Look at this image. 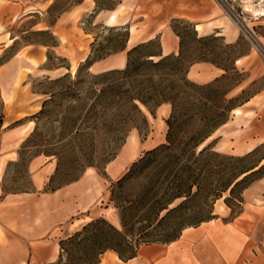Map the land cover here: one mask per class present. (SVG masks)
Here are the masks:
<instances>
[{
	"label": "rangeland",
	"instance_id": "374dc122",
	"mask_svg": "<svg viewBox=\"0 0 264 264\" xmlns=\"http://www.w3.org/2000/svg\"><path fill=\"white\" fill-rule=\"evenodd\" d=\"M244 1L247 0H214L219 15L212 20L213 25L225 30V36L214 29L204 35L186 20H173L172 26L184 43L182 50L173 55L180 61L177 68L205 62L217 68L219 75L203 83L192 81L189 71L173 78H185L199 87L213 86L188 89L181 102L189 104V109L181 106L177 113L187 123L179 129L172 148L152 155L148 152L168 144L167 120L172 115V106L171 111L161 109L152 115L140 104L145 119L131 112L125 103L111 104L113 107L106 112L102 104L92 110L91 90L101 87L94 86L93 79L103 73L91 72L86 62L122 51L129 35L126 27L97 26L92 31L95 39L92 52L83 63L74 58L70 63L60 56L56 41L58 37L68 39L69 34H82L78 28L83 25L86 31L92 29L88 21L94 16L82 17L74 8L83 0H52L44 16L31 21L18 20L16 13L15 21H10L5 29L0 28V67L17 55L9 67L0 68L1 74L13 77L7 88L2 84L0 87V162H5L2 181L4 192L13 195L0 204V231L6 229L38 240L46 238L59 245L66 241V251H60L63 258L55 264H88L103 248L106 227L99 231L97 239L87 232L76 242L67 240L93 220L105 219L117 229L128 231L138 255L141 247L172 243L169 240L180 231L182 235L184 230L211 219L215 213L226 215V220L242 213L264 219V164L248 173L233 192H222L264 159V144L246 155L236 152L237 142L250 136L244 126L246 118L236 122L237 109L254 99L250 106L242 108L243 112L254 111L256 118L264 110V17L253 12L261 9L253 7L261 2L252 0L253 10L247 11ZM101 4L110 6L107 0H101ZM123 6L127 9L122 14L127 17L130 7ZM232 12L246 23L240 24ZM37 23L41 25L34 27ZM58 25H62L61 32ZM234 33L237 36L231 40L229 36ZM64 42L67 46L62 48L72 49L68 40ZM75 43L79 52L88 51L80 41ZM159 51L158 41L140 47L132 55L133 67ZM37 52L46 55V63L32 59ZM173 66L174 60L158 69L141 67L138 78L141 81L153 78L161 83L162 74L171 73ZM58 68L62 69L53 73L52 78L45 75L44 70ZM117 78L119 75L113 74L109 79ZM169 84L165 81L162 87ZM179 91L180 87H176L171 92ZM46 101L45 113L39 116ZM217 122L221 124L204 143L202 149L208 148L204 154L200 155L199 146L195 150L186 146L191 136L211 130ZM154 145L158 146L146 151ZM144 157L146 163L118 185L132 165ZM48 160L55 163V171L48 179L43 176L45 185L38 186L35 169ZM121 164L124 167L116 173ZM77 177L80 178L75 181ZM180 183L184 188L193 187L194 196L186 202L185 198L176 200L170 208L185 203L159 224L167 213L160 214L159 208ZM57 189L60 192L54 194ZM219 192L222 197L217 199L219 196L215 195ZM141 198L144 202L138 205L136 202ZM158 201L160 204L155 208L148 207ZM254 225L264 231V222ZM1 241L8 243L2 233ZM105 254L100 256V263Z\"/></svg>",
	"mask_w": 264,
	"mask_h": 264
},
{
	"label": "crops",
	"instance_id": "0c3cea01",
	"mask_svg": "<svg viewBox=\"0 0 264 264\" xmlns=\"http://www.w3.org/2000/svg\"><path fill=\"white\" fill-rule=\"evenodd\" d=\"M107 1L110 6H103L101 0H83L82 3L74 7L77 8L82 17L89 18L91 15L94 17L92 21H88V26L92 28L90 31H86L83 25L78 28L82 31V34H69L68 39H64L68 40L72 49L70 47L62 48L67 46L66 43L61 37L56 38L57 47L61 50L58 51L60 56L70 61V63H72V58L78 63H83L92 52L90 48L94 46L95 41L92 31L97 26L104 29L126 27L129 35L125 50L94 61L89 70L96 74L125 69L128 63V51L139 45L154 41H158L160 44L158 57L178 54L181 38L172 26L173 20H186L194 24L196 31H203L204 35L207 30L214 29L222 31L218 35L225 36V30L213 25L212 20L219 15L214 0ZM51 4L52 0H0V28L5 29L7 28L5 25L8 26L10 21H15L16 13L19 15L18 20L31 21L37 17H42ZM123 5L130 7V11L126 14L128 20L122 14L127 9ZM40 25L41 23H37L34 27ZM56 27L60 32L63 30L62 25ZM236 36L237 34L234 33L229 37L233 40ZM78 41L88 48L86 53H81L75 49L77 46L75 42ZM29 46L33 47L34 45ZM15 57L0 68L9 67ZM32 59L41 64L47 61L46 55H42L40 52L35 53ZM60 69L62 68L46 69L44 72L47 77L52 78L51 75ZM217 71L218 69L209 63H197L190 68L188 77L195 82H208L219 75ZM12 78L10 75L0 73V87L7 88ZM253 100L238 108L239 112L234 114L236 122L240 123L242 117L246 118L244 126H246L247 133L251 136L244 142H237L236 152L241 155L249 154L264 144V110L261 111L258 117L254 118L256 116L254 111H249L246 115L242 109L245 106H250ZM161 109L171 111V105L164 104L157 111L159 112ZM253 118L254 120L250 122ZM5 124L4 127H6ZM157 146L148 147L146 151ZM120 167L123 168L124 165L121 164L117 167L115 169L116 173L121 170ZM35 171L37 173V185H45V180H41V178L46 176V179H48L53 175L55 163L48 160L37 167ZM4 173L5 162L1 161V205L6 203L10 196H13L4 192L2 181ZM59 192L60 189H57L54 194ZM226 219V215L215 213L214 219L197 227L184 230L180 238L168 245L152 244L141 247L138 255L126 261V263L115 252L108 251L100 264H264V231L257 230V226L254 225V223L264 222L262 216L242 213L231 220ZM1 233L6 236L8 243L5 244L1 241ZM60 251V245L50 239L38 240L32 239L31 236H18L6 229L0 231V264H55L60 260Z\"/></svg>",
	"mask_w": 264,
	"mask_h": 264
},
{
	"label": "trees",
	"instance_id": "16d2710c",
	"mask_svg": "<svg viewBox=\"0 0 264 264\" xmlns=\"http://www.w3.org/2000/svg\"><path fill=\"white\" fill-rule=\"evenodd\" d=\"M175 30V27H174ZM176 32V30H175ZM177 35L181 38V46L180 50L183 48V38L181 35L176 32ZM153 43V42H150ZM147 43V44H150ZM147 44H142L139 45L132 50L128 52V63L127 67L123 70H112L105 72L101 75L96 76L93 81H94V86H101L100 88H95L91 90V94L93 96V105H92V110L98 107V105L102 104V109L103 112H106L109 108H112L113 105L115 106H124L125 104H128L130 106L131 112L134 114H139L143 119H145L143 115V111L141 110L140 104L143 105L146 109L149 110V112L152 115H155L157 109L161 107L164 104H170L172 106V115L171 117L167 120V125L169 127L168 134H167V142L168 144H163L157 148H155L152 151H149L148 154L152 155L159 150L162 149H170L175 143V140L177 138V134L180 128L183 127L187 123V119L183 120L181 115H177L179 108L182 106L184 109H189L187 108V105L189 104H183L181 101H183L186 98V95H188V89H206V88H211L213 84H209L203 87H199L196 85H193L189 83L185 78H179L177 80H174L173 78H178L179 76H182L185 73H188L189 69L196 63H191L187 68H177L178 64L180 61L178 59H175V56L170 55L166 57H158L157 54L155 55H148L146 56V62H143L140 64L138 67L134 68L133 67V60H132V55L135 54L138 49L142 46H145ZM122 51L125 50L123 47L121 49ZM181 57V53L180 56ZM154 58H159L160 60L158 62H153L155 61ZM174 60V66L171 69V73H164L161 76V83H157L154 81L153 78H148L147 80H139L138 78V72L141 67L147 66L150 68H160L168 62ZM88 63V66L90 67L94 61L92 59H88L86 62ZM88 67V68H89ZM113 74H118L119 78L117 79H109L110 76ZM103 81H107V83H103ZM165 81H168L170 84L168 87H162V83ZM216 82H219V79H216ZM181 84V85H180ZM126 86H128L126 88ZM176 87H180V91L178 93L173 94L174 89ZM53 96V95H52ZM51 100V99H50ZM109 100V101H108ZM49 101V100H48ZM46 101L43 105L42 111L38 114L39 116L43 115L46 110ZM182 103V104H181ZM187 115V114H186ZM38 118V117H36ZM210 122V121H209ZM208 119L206 120V124L209 123ZM221 123L217 122L214 124L213 127H211V130H202L198 134H195L191 136V138L186 142V146L190 145L194 150L199 146L204 144L214 133L215 131L219 128ZM208 148H204L200 151V155L204 154L207 151ZM264 160V159H263ZM262 160V161H263ZM147 158H141L138 162H135L132 167L130 168L129 172L121 179L118 181V185L123 184L124 180L126 178H129L137 168H139L141 165L146 163ZM261 161V162H262ZM260 164L253 168L252 170L245 172L244 174L239 177L240 179L243 178L242 180L238 181L237 179L233 184L229 185L225 190H222V192L231 190V192L234 191L236 186L244 181L246 179V175L253 170H258L261 166ZM245 176V177H244ZM80 177H77L75 181H78ZM184 184L180 183L174 186L172 190V196L171 198L167 201V203L163 204L159 208L160 214L167 211L166 215L161 218L159 221V224L163 222L165 219H167L168 216H170L172 213L176 212L186 201L191 199L194 195L192 194L193 187H188L184 188ZM222 192H219L218 195H215L217 199L221 198ZM181 198H185V202H183L180 206L175 207V208H170V206L176 201ZM144 202V199H138L137 204H141ZM157 204H160V201L154 202L150 204L148 207L155 208ZM214 219V216L211 219L204 220L198 225H195V227L201 225L204 222H208L210 220ZM125 220V216H123V221ZM194 226V225H193ZM103 227H106L105 230V241L103 243V248L98 252L94 258L90 260L88 264H99L100 263V256L105 254L108 251H113L118 254L119 258L123 261H128L130 259H133L137 256L135 248L132 246L131 242L129 241V233L128 231H121L117 229L113 224L108 222L105 219H97L93 220L90 223H88L86 226L83 227L82 231H79L75 233L72 237H70L67 241L68 243H73L76 242L80 236H82L85 233H92L94 235V238H98L99 231L103 229ZM124 229H127V226L125 224L123 225ZM192 228V227H191ZM183 230V229H182ZM181 236V231L178 233L176 237H172V239L169 240V242H174ZM66 244V241H61L60 246H61V252H65L64 245ZM60 258H63V254L60 255ZM65 264H72L71 262H66Z\"/></svg>",
	"mask_w": 264,
	"mask_h": 264
},
{
	"label": "bare ground",
	"instance_id": "6f19581e",
	"mask_svg": "<svg viewBox=\"0 0 264 264\" xmlns=\"http://www.w3.org/2000/svg\"><path fill=\"white\" fill-rule=\"evenodd\" d=\"M258 3L261 2L260 4H257V5H254L253 7L254 8H258V7H261V9H258V10H255L253 11L254 14L258 15V16H263L264 17V0H257ZM245 4H246V10L247 11H250V10H253V7L252 5L255 3L254 1L252 0H247V1H244ZM252 12V11H251ZM209 141V140H208ZM204 144H202L200 146V150L203 148ZM264 164V160L261 162V166ZM223 208V207H222Z\"/></svg>",
	"mask_w": 264,
	"mask_h": 264
},
{
	"label": "built area",
	"instance_id": "2783aa9c",
	"mask_svg": "<svg viewBox=\"0 0 264 264\" xmlns=\"http://www.w3.org/2000/svg\"><path fill=\"white\" fill-rule=\"evenodd\" d=\"M232 16H233V17H234V18H235L240 24L244 25V23H246V22H244L245 19H241L240 16L236 15L234 12H232Z\"/></svg>",
	"mask_w": 264,
	"mask_h": 264
}]
</instances>
